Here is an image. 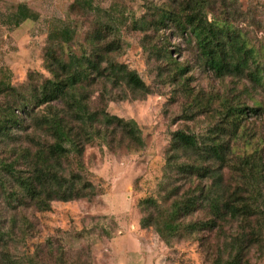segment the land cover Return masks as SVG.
Here are the masks:
<instances>
[{
    "label": "rangeland",
    "instance_id": "1",
    "mask_svg": "<svg viewBox=\"0 0 264 264\" xmlns=\"http://www.w3.org/2000/svg\"><path fill=\"white\" fill-rule=\"evenodd\" d=\"M163 1L0 0V80L30 93L33 85L51 75L46 50L53 46L65 59L72 53L97 51L103 56L102 67L107 59L123 63L146 86L134 88L93 71V78L83 81L80 89L82 102L95 116L85 132L74 103L60 97L30 106L22 127L12 129L11 138H0V158L19 159L17 166L26 173L35 151L54 140L43 116L57 114L71 125L82 146L81 164L71 151L60 161L62 170L91 182L80 197L48 199L46 209L29 200L9 203L0 190V222L12 229L0 244V257L5 250L22 264L28 260L35 264H216L233 254L229 242L240 229L235 219L220 221L212 229L182 228L164 235L154 222L165 219L173 198L210 180L168 170L165 162L173 131L184 129L206 137L219 121L222 100L261 107L257 113L248 111L235 136L223 138L230 144L228 156L234 163L259 149L264 162V79L256 84L244 74L220 76L208 69L188 33L149 23L155 6ZM22 3L31 14L14 24L12 14ZM238 3L242 13L236 16L235 27L258 50L264 66V0ZM110 21L114 30L105 26ZM114 40L118 47L108 50ZM0 98L4 100L2 94ZM104 113L133 119L142 141L105 122ZM176 152L178 160L188 159L183 151ZM223 184L242 188L244 180L230 170ZM208 216L203 205L180 219L188 222ZM144 217L151 223L142 225ZM241 264H264V229L262 243L250 245Z\"/></svg>",
    "mask_w": 264,
    "mask_h": 264
},
{
    "label": "trees",
    "instance_id": "2",
    "mask_svg": "<svg viewBox=\"0 0 264 264\" xmlns=\"http://www.w3.org/2000/svg\"><path fill=\"white\" fill-rule=\"evenodd\" d=\"M91 2V0H82ZM238 0H164L155 6L150 22L157 26H173L181 33H188L194 40L201 62L216 75L244 74L256 84L264 79V66L258 60V50L250 44L237 30L235 19L242 13L237 7ZM30 9L24 3L18 4L12 14L14 24L29 17ZM237 16V17H236ZM106 23V28L114 30V24ZM118 42L111 41L107 49H115ZM169 51V50H168ZM170 52V51H169ZM46 66L51 75L43 77L31 87L30 93L17 88L8 81L0 80V138L9 139L14 128L22 127L24 113L30 114V106L40 105L56 98L70 99L76 115L82 120L80 129L87 130L94 113L87 110L82 102L84 92L83 81H90L91 73L109 79L124 80L134 88H145V83L136 71L128 69L123 63L107 59L101 66L102 55L95 52L81 55L70 54L67 59L57 54L53 46L46 50ZM169 57L171 54L169 53ZM179 66L178 70H184ZM219 121L206 137L184 129H176L168 148L166 169H176L179 174L192 176H209L206 183H197L173 198L165 219L154 222L160 234H175L182 228L193 232L199 229H212L220 226V221L227 218L239 222L240 229L229 242L233 250L230 258L217 260L216 264H241L243 254L252 244L262 243L264 229V162L261 149L248 155L240 156L237 163L228 156L230 144L225 141V134L236 135L242 118L248 111L257 113L259 105L248 107L246 104L221 101ZM264 112V109H262ZM107 123H114L132 139L142 141L133 119H124L114 114L104 113L102 118ZM48 122L54 140L46 148H38L34 159L28 164L26 173L17 166L19 159L6 160L0 158V190L7 202L19 200L20 203L33 201L40 209L49 206L48 199L53 197L68 200L84 195L85 189L91 185L80 174L71 171L64 174L60 161L68 158L73 151L81 164L82 146L74 138L76 132L71 125L63 121L57 114L43 116ZM88 121H90L88 123ZM181 150L188 156L186 160H178L176 151ZM23 151L20 152V155ZM21 157V156H20ZM206 161V162H205ZM216 162V164H215ZM239 173L244 180L242 188L230 189L223 184L226 171ZM205 206L208 218L183 222L181 216ZM253 219V220H252ZM255 220V221H254ZM149 218L142 219V225L150 224ZM11 228L0 222V244H4ZM166 231V232H165ZM164 233V234H163ZM0 264H22L16 258L2 250ZM26 264H35L33 260Z\"/></svg>",
    "mask_w": 264,
    "mask_h": 264
}]
</instances>
